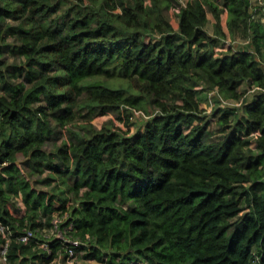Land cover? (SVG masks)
Masks as SVG:
<instances>
[{
    "label": "trees",
    "instance_id": "1",
    "mask_svg": "<svg viewBox=\"0 0 264 264\" xmlns=\"http://www.w3.org/2000/svg\"><path fill=\"white\" fill-rule=\"evenodd\" d=\"M214 89L240 103L216 97L211 120L197 94ZM135 110L134 132L91 121L129 126ZM0 113L14 233L58 216L100 264H264V23L249 0H0ZM35 242L12 240L7 264L65 250Z\"/></svg>",
    "mask_w": 264,
    "mask_h": 264
},
{
    "label": "built area",
    "instance_id": "2",
    "mask_svg": "<svg viewBox=\"0 0 264 264\" xmlns=\"http://www.w3.org/2000/svg\"><path fill=\"white\" fill-rule=\"evenodd\" d=\"M250 4L253 7L254 10V16L259 17L260 20L264 23V1L258 0L257 2H252V0H249ZM257 11V12H256ZM259 12V13H258ZM149 38H147L148 40ZM218 49V48H217ZM216 95V97L219 99V106H224L226 104L229 105H238L240 102L236 101H227L219 94L217 91L214 90H209L207 91V98H208V103L211 104L212 100L211 97L212 95ZM136 113H141L144 117V115L141 111L135 110ZM0 119H1V113H0ZM5 164V162L0 161V168ZM67 215V213H63V216ZM60 221V218L58 216H55L52 220L53 227H49L47 229H42L41 230V236H37L36 233L30 229V228H23V231L21 233H14L10 226L7 224L0 222V237L3 239L2 244L0 245V260L7 263V251H8V246L11 243L12 240L23 242V243H29L30 241H36L35 243L38 244L39 247L42 249L46 250L49 253V248H50V241L52 238H56L60 240L62 243H64V253L61 255H58L54 259H52L48 263H41L37 262L36 264H75L76 262V257L79 252L82 251V246H88L89 244L87 243L90 238L88 235L84 237V239L78 238V237H70L66 236L64 233L67 230L72 229L73 225L71 223H68L64 228L59 229L58 228V223ZM51 236V237H50ZM86 261H92V260H86Z\"/></svg>",
    "mask_w": 264,
    "mask_h": 264
},
{
    "label": "rangeland",
    "instance_id": "3",
    "mask_svg": "<svg viewBox=\"0 0 264 264\" xmlns=\"http://www.w3.org/2000/svg\"><path fill=\"white\" fill-rule=\"evenodd\" d=\"M258 0H252V2H257ZM264 1V0H263ZM224 14L223 13V17H224ZM224 19V18H223ZM208 29H212V26ZM229 39H225L223 41H220L218 46H217V51L219 50H223V49H226L228 48L231 44H232V39L233 37L229 36L228 37ZM237 38V37H236ZM237 40V39H236ZM239 43H235V45H238ZM241 45V44H239ZM243 47V46H242ZM5 57L7 58L8 61H13L15 58H14V55L9 51V49H7V51L5 52ZM241 87L244 89L246 88V84L242 83ZM197 89H200V88H197ZM198 99L200 100L201 102V107L203 108H206V117L210 118L211 120L214 119V116H213V112H214V109L215 107L217 106V101H216V95H212L211 97V100H212V103L209 104L208 103V98H207V92L205 91H202V90H198ZM116 112H113V113H106V114H99V115H95L93 118H92V122L100 127L102 125V123L108 119H113L115 121V123L117 125H120L121 127H123L124 129H127L129 128L130 132H134L136 129H141L143 127V123L146 119V117H144L141 113H136L134 112V117L132 118L131 122H130V125L129 126H126L122 123V121H120L117 116H116ZM76 125L77 123H80L82 122V120L80 118H78L76 121ZM74 125V126H76ZM63 131V134L61 136H54L51 140H48L45 142V147L46 148H52L53 147V143L54 142H61L62 139H67V140H70L71 138V135L69 133V130L63 128L62 129ZM252 146L254 145V143L251 144ZM16 205V204H15ZM19 205V204H17ZM21 206V205H20ZM24 205L22 204V207ZM14 208V207H13ZM22 214V213H21ZM82 254L83 252H79L77 257H76V262L75 264H100L98 263L97 261H86L82 258ZM0 264H7L3 261L0 260ZM137 264H142V263H137Z\"/></svg>",
    "mask_w": 264,
    "mask_h": 264
},
{
    "label": "crops",
    "instance_id": "4",
    "mask_svg": "<svg viewBox=\"0 0 264 264\" xmlns=\"http://www.w3.org/2000/svg\"><path fill=\"white\" fill-rule=\"evenodd\" d=\"M183 4H185L186 3V1L187 0H180ZM263 1V0H262ZM225 14H224V17L221 15V22H222V26H223V29H224V31L226 32V34H227V39H229L228 37H229V33H228V29H227V27H226V17H227V13L226 12H224ZM207 17H208V23L206 24V29H207V31L209 32V33H212V31H213V28L212 29H208L209 28V26L211 27L212 25H213V22L215 21V19H214V17H213V15L211 14V13H208L207 14ZM224 18V19H223ZM213 27V26H212ZM237 37V38H236ZM235 38L236 39H238L239 38V36L238 35H236L235 36ZM239 39H242V38H239ZM243 41H245V39H242L241 40V42L243 43ZM15 199H16V202L19 204V205H21L22 206V201H21V197H20V195L19 196H17V197H15Z\"/></svg>",
    "mask_w": 264,
    "mask_h": 264
}]
</instances>
